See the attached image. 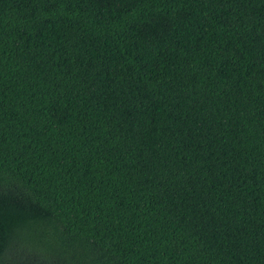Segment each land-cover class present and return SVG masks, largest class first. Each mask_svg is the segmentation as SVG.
I'll return each instance as SVG.
<instances>
[{
  "label": "trees",
  "instance_id": "1",
  "mask_svg": "<svg viewBox=\"0 0 264 264\" xmlns=\"http://www.w3.org/2000/svg\"><path fill=\"white\" fill-rule=\"evenodd\" d=\"M0 264H264V0H0Z\"/></svg>",
  "mask_w": 264,
  "mask_h": 264
}]
</instances>
